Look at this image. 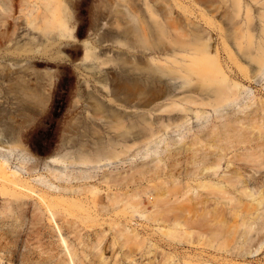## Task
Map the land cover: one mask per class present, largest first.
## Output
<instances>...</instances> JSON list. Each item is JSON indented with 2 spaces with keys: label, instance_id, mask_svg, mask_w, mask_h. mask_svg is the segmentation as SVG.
I'll return each instance as SVG.
<instances>
[{
  "label": "rangeland",
  "instance_id": "1",
  "mask_svg": "<svg viewBox=\"0 0 264 264\" xmlns=\"http://www.w3.org/2000/svg\"><path fill=\"white\" fill-rule=\"evenodd\" d=\"M233 4L0 0V159L6 155L7 169L35 190H23L31 197L21 218L0 220L18 234L7 248L13 264H71L70 253L75 264L146 262V243L158 244L151 200L178 196L172 180H186L179 172L192 167V150L207 151V132L243 114L237 107L219 117L190 103L180 106L205 109V116L159 110L215 87L189 62L193 38L217 50L230 77L248 68L249 48H238L235 37L250 0H241L239 14ZM245 84L250 99L264 90L262 79ZM172 90L176 95L167 96ZM149 139L155 141L145 145ZM38 193L51 201L53 219ZM25 251L31 258L22 261ZM251 260L264 264V247Z\"/></svg>",
  "mask_w": 264,
  "mask_h": 264
},
{
  "label": "bare ground",
  "instance_id": "2",
  "mask_svg": "<svg viewBox=\"0 0 264 264\" xmlns=\"http://www.w3.org/2000/svg\"><path fill=\"white\" fill-rule=\"evenodd\" d=\"M232 1L239 14L241 0ZM250 8L246 6L244 24L239 28L241 33L235 37L238 48L243 43L249 48L248 60H245L248 68L234 69L230 77L219 63L217 50L212 53L205 39L191 40L189 62L199 67L201 76L213 82L215 87L212 93L200 97L197 93L176 97L182 101L173 99L159 110H189L198 120L205 116V109L191 110L188 106H180L190 103L209 107L219 117L224 113H235L237 107L243 114L225 119L218 129L211 128L207 132V151L197 153L198 149L192 150V167H184V172H179L185 181L168 175L173 177L172 186L177 188L178 196L170 199L165 193L155 201L151 200L154 203L149 212L159 223L154 230L158 244L146 243L141 254L146 262L133 258L129 264H253L251 259L264 247V171L261 170L264 164V90L256 88L257 96L250 99L245 84L264 80V0H250ZM245 26L249 32L244 31ZM93 74L99 76L100 71L95 70ZM166 95L176 94L172 90ZM186 121L183 117L175 127L182 128ZM153 134L151 132L150 136ZM154 141L149 139L145 145ZM119 153L107 159L116 158ZM87 161L86 157L79 159L82 163ZM7 168L8 158L3 155L0 159L1 221L9 217L21 218L24 199L31 195L23 190L35 193L16 176V171ZM37 196L53 219L51 201L42 193ZM168 213L171 215L167 216ZM164 222L167 223L162 225ZM134 237L137 238V234ZM17 238L14 230L0 227V250L8 251L6 255H0V260L7 258V264H13L14 257L7 248L10 241ZM2 239L6 240L4 245ZM254 241L255 246H252ZM31 254L25 251L22 261L29 260ZM70 255V263L75 264V253Z\"/></svg>",
  "mask_w": 264,
  "mask_h": 264
}]
</instances>
